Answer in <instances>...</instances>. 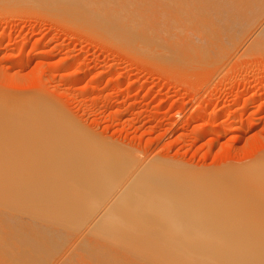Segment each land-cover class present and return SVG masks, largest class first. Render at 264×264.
<instances>
[{
  "label": "rangeland",
  "instance_id": "rangeland-1",
  "mask_svg": "<svg viewBox=\"0 0 264 264\" xmlns=\"http://www.w3.org/2000/svg\"><path fill=\"white\" fill-rule=\"evenodd\" d=\"M5 5L1 94L38 96L80 132L162 158L164 170L168 160L226 173L264 154V0ZM127 28L133 41L114 37ZM0 173L9 177L0 182V264H264V204H239L243 213L228 201L199 203L189 215L139 218ZM244 242L259 262L243 260Z\"/></svg>",
  "mask_w": 264,
  "mask_h": 264
},
{
  "label": "bare ground",
  "instance_id": "bare-ground-1",
  "mask_svg": "<svg viewBox=\"0 0 264 264\" xmlns=\"http://www.w3.org/2000/svg\"><path fill=\"white\" fill-rule=\"evenodd\" d=\"M15 1L17 0H0V7H4L5 4ZM18 3L20 4L19 1ZM9 6L11 8H17L13 4L8 5L7 8H10ZM0 9L2 10V8ZM70 11L67 10V12ZM87 12L89 13V11ZM86 13V17L84 18L87 19L88 14L86 15ZM76 14L75 17L77 16ZM81 15L79 16L80 18H82ZM95 15L98 18V15ZM75 19L78 20L77 18ZM95 21H93V26L96 25ZM101 21L103 20L101 19ZM101 21L98 24H102ZM106 24L104 23V25ZM262 30L264 31V27H261L257 31V34H262ZM121 31L122 33H118L114 29V33H118L114 37H117V40L123 42L133 41L134 36L132 37L131 33H137L135 29L129 28ZM114 33H111V35H114ZM106 34L108 33L106 32ZM261 36L263 37L261 38L259 35L263 40L264 35ZM101 39L103 38L101 37ZM148 54L151 53L149 52ZM103 83L105 84L106 81ZM1 93L0 170H7L10 176L13 174L11 177L18 183L21 182L23 184L27 182L26 184H28L33 182L37 185L41 184L43 188L45 186V189H52L50 191L51 193H47L48 195L50 193L60 198L61 196L69 198L77 197L88 198L89 200L99 201L104 204L108 202L118 203L121 205L122 211L125 214H136L139 218L141 216L153 217L161 215V217H165L166 215H189L194 211L199 212V203L202 206V203H225V201H228L233 203L234 207L236 204V207L239 204L240 207L245 204L247 206L251 204V207H256V205L263 206L264 204V154L260 155L262 157H256L257 159L255 158V161L247 162L248 164L244 163L245 165L241 167L238 166L239 168H231L229 172L216 174L214 172L205 174L207 172L199 170V173H202L197 174V171H193L196 169H192L194 173L190 172L191 169L185 171L186 168H183V170L179 168L182 166L167 160V165L170 164L172 166L171 168L167 166L170 169L169 173L168 168L166 169L167 171L162 168V158L157 157L158 160L162 159V161H159L161 163L157 162L158 160L155 161L156 159L154 157H151L155 155L146 156L149 158L142 155V158H140L138 156L140 154H138L136 158L133 155L138 152L131 154V149L129 150L128 147H124V144L123 146H121L122 144L118 145L119 143L114 144L115 141L108 143L109 140H106V142L99 136L96 138L94 136L97 135L92 133L94 135L92 136L87 130L83 131V129H80L82 131L80 132L78 129L81 128L80 126L76 128L73 126L74 124L65 121V118V120L62 119L61 116L63 113L60 115L58 110H55L40 97L37 98L38 96L29 97L26 95L25 97H19L17 96L18 94H14L15 96H6L5 92L3 94ZM210 99L214 100L215 98ZM98 138L101 139L99 140ZM11 155L14 156L12 159ZM138 158L140 159L138 160ZM153 160L154 162H152ZM24 164L29 165L27 167L29 171L26 167L24 168ZM164 165L166 166V164ZM9 167H11V170L8 169ZM159 167L165 172L163 173ZM3 175L4 173H0V182L6 178L9 180L7 176L6 178L4 176L3 179ZM40 188L42 187L40 186ZM252 204L254 205L252 206ZM192 205L198 210L196 208L194 210L191 209L193 207ZM247 206L243 208H249ZM237 210L243 213L245 212V209L239 208ZM249 244L253 243L244 242L240 245H245L246 247L240 251L248 254L246 259L243 260L259 262V256L248 252Z\"/></svg>",
  "mask_w": 264,
  "mask_h": 264
}]
</instances>
